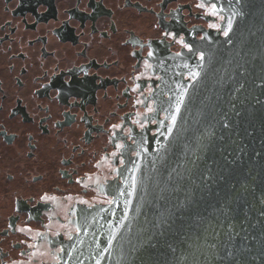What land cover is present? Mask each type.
Listing matches in <instances>:
<instances>
[{
    "label": "flooded vegetation",
    "instance_id": "af4514ba",
    "mask_svg": "<svg viewBox=\"0 0 264 264\" xmlns=\"http://www.w3.org/2000/svg\"><path fill=\"white\" fill-rule=\"evenodd\" d=\"M200 2L0 0V264H62L82 219L156 151L237 5Z\"/></svg>",
    "mask_w": 264,
    "mask_h": 264
},
{
    "label": "water",
    "instance_id": "95a60500",
    "mask_svg": "<svg viewBox=\"0 0 264 264\" xmlns=\"http://www.w3.org/2000/svg\"><path fill=\"white\" fill-rule=\"evenodd\" d=\"M232 28L216 39V56L197 67L173 107L156 151L128 164L111 206L90 211L62 264H171L209 160L264 47V0H237L225 12Z\"/></svg>",
    "mask_w": 264,
    "mask_h": 264
},
{
    "label": "snow or ice",
    "instance_id": "6c2138e0",
    "mask_svg": "<svg viewBox=\"0 0 264 264\" xmlns=\"http://www.w3.org/2000/svg\"><path fill=\"white\" fill-rule=\"evenodd\" d=\"M206 6L208 7V11L206 13L207 15L217 16L219 11H222V10H218L216 3H211L210 5H208L207 4V0H201V2L196 5L197 8H201V9L205 8ZM219 18L221 20L225 19V17H223V16H220ZM208 26H209V28L219 29V25H217V24H209ZM231 28H232V22H231V19H228L227 30H224L223 34L225 36H228L229 32L231 31ZM166 35L169 36V37L175 38V35L173 33H167ZM176 42L180 43L184 48H187L189 51L192 50L191 47L188 44L184 43L183 37H180L179 39H177ZM148 55L151 56L152 53L149 52ZM176 55L179 56L181 54L177 53ZM200 59L201 60L204 59V54L203 53L200 54ZM192 75L195 76V75H197V73H192ZM176 111H179V102L177 103ZM172 120H173V123H174L175 122V117L174 116L172 117ZM114 127H116V126H114ZM116 147L117 148H122L123 145L117 144Z\"/></svg>",
    "mask_w": 264,
    "mask_h": 264
}]
</instances>
